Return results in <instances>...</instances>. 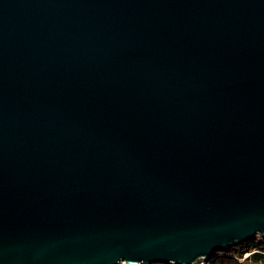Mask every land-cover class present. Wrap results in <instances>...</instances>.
Wrapping results in <instances>:
<instances>
[{"label": "water", "instance_id": "obj_1", "mask_svg": "<svg viewBox=\"0 0 264 264\" xmlns=\"http://www.w3.org/2000/svg\"><path fill=\"white\" fill-rule=\"evenodd\" d=\"M264 236V0H0V264H196Z\"/></svg>", "mask_w": 264, "mask_h": 264}, {"label": "trees", "instance_id": "obj_2", "mask_svg": "<svg viewBox=\"0 0 264 264\" xmlns=\"http://www.w3.org/2000/svg\"><path fill=\"white\" fill-rule=\"evenodd\" d=\"M246 253L248 255L244 257ZM204 260L208 261L207 264H264V236L256 234L249 240L230 245L227 249L215 250Z\"/></svg>", "mask_w": 264, "mask_h": 264}, {"label": "rangeland", "instance_id": "obj_3", "mask_svg": "<svg viewBox=\"0 0 264 264\" xmlns=\"http://www.w3.org/2000/svg\"><path fill=\"white\" fill-rule=\"evenodd\" d=\"M247 255H248V253L244 254V257L247 256ZM202 261H204V264H207L208 263V261H206L204 259Z\"/></svg>", "mask_w": 264, "mask_h": 264}, {"label": "built area", "instance_id": "obj_4", "mask_svg": "<svg viewBox=\"0 0 264 264\" xmlns=\"http://www.w3.org/2000/svg\"><path fill=\"white\" fill-rule=\"evenodd\" d=\"M196 264H204V261H199Z\"/></svg>", "mask_w": 264, "mask_h": 264}]
</instances>
